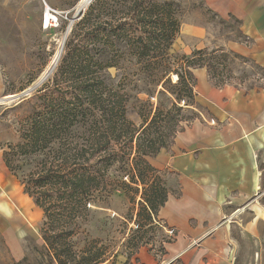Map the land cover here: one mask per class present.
I'll use <instances>...</instances> for the list:
<instances>
[{
  "label": "trees",
  "instance_id": "obj_1",
  "mask_svg": "<svg viewBox=\"0 0 264 264\" xmlns=\"http://www.w3.org/2000/svg\"><path fill=\"white\" fill-rule=\"evenodd\" d=\"M180 13L179 0H95L74 22L52 83L34 95L37 106L22 143L4 152L7 168L44 214L43 256H26L18 264L109 262L95 241L76 251L72 238L96 214L94 208L117 192L141 195L139 217L157 220L169 193L149 159L184 131V109H197L194 71L206 69L216 88L249 79L233 77L236 62L264 76L262 68L225 50L174 52ZM60 84L63 94L55 91ZM133 103L141 108L140 127L129 117Z\"/></svg>",
  "mask_w": 264,
  "mask_h": 264
},
{
  "label": "crops",
  "instance_id": "obj_2",
  "mask_svg": "<svg viewBox=\"0 0 264 264\" xmlns=\"http://www.w3.org/2000/svg\"><path fill=\"white\" fill-rule=\"evenodd\" d=\"M203 1L223 22L240 23L238 38L216 45L204 28L192 26L187 33L193 43L178 45L181 54L225 50L264 70V0ZM194 75L200 118L186 126L170 148L149 159L168 176V200L157 219L172 231L173 239L161 257L142 250L131 264H241L244 240L256 247L251 264H264L263 175L258 167L264 150V82L235 81L216 88L206 69ZM6 91L0 71V99ZM4 152L0 121V234L20 262V239L41 213L7 168Z\"/></svg>",
  "mask_w": 264,
  "mask_h": 264
},
{
  "label": "rangeland",
  "instance_id": "obj_3",
  "mask_svg": "<svg viewBox=\"0 0 264 264\" xmlns=\"http://www.w3.org/2000/svg\"><path fill=\"white\" fill-rule=\"evenodd\" d=\"M82 1L0 0V71L4 76L7 88L4 98L0 99V121L1 131L4 133L5 152L8 151V146H17L22 143L28 121L37 106L34 95L49 80L52 83L60 61L53 74L29 95L14 101L6 100V98L20 95L36 86L41 76L51 65L55 55L62 49L69 25L72 21H77L87 9H83L78 14ZM179 1L181 3L180 21L181 25L183 24V29L174 43V52H180L178 48L182 47V43L184 45L193 43L187 33L189 27L192 26L204 28L207 38L216 45L238 38L239 25L237 22L232 19L222 22L214 13L208 12L209 9L203 0ZM47 11L52 18L49 25L45 21ZM230 69L233 72V77L237 79H241L243 75L249 76L245 83L262 84L264 82L263 74L253 70L250 65L236 62L231 65ZM172 80L173 83H176L175 75L172 76ZM59 86L61 88L55 90L57 94L66 92V89L62 88V84ZM144 99L148 100L147 97ZM151 102L155 107L159 104L157 99H153ZM162 106L170 109L169 99H163ZM195 107L196 110L184 109L182 118L187 121L182 123L183 128L195 121L193 116L196 113L200 115L196 101ZM140 109L138 104L129 105V117L137 127L142 125V120L138 116ZM173 116H178L177 112ZM258 167L263 175L261 205H264V150L259 154ZM160 176L168 189L167 174L162 173ZM131 197L134 198L133 201ZM140 201H142L141 195L131 193L130 196H127L122 192H117L109 199L99 203L97 208H94L96 214H91L92 218L90 216L83 223L75 238H72L75 250H83L88 245L92 247L93 241H95L96 248L106 253V260L109 261L106 264L114 262L113 256L116 254L115 264L124 263L127 261V257L134 253L137 245L142 246L136 255L142 250H148L150 254L161 257V254L165 252L164 246L173 235L164 228L158 219L149 223L145 215L139 217ZM34 210L41 213L38 223L35 222L37 223L35 226L38 225V227L30 226V233L19 242L24 251V258L27 256L32 261L40 260L44 254V241L40 235L44 214L37 207ZM31 223L33 224V221ZM242 244L244 246L240 247V263L251 264L256 247L251 246L248 240H244ZM136 255L132 257V260ZM0 264H18L14 258L12 246L1 234Z\"/></svg>",
  "mask_w": 264,
  "mask_h": 264
},
{
  "label": "bare ground",
  "instance_id": "obj_4",
  "mask_svg": "<svg viewBox=\"0 0 264 264\" xmlns=\"http://www.w3.org/2000/svg\"><path fill=\"white\" fill-rule=\"evenodd\" d=\"M88 5H89V0H83L81 2V5H80L81 9L79 11L86 9L88 7ZM45 21L48 25L52 22L51 14L49 12H47V14H46ZM61 56H62V50L60 49L59 52L53 58L51 65L48 67V69L45 71V73L41 76L40 80L37 82L36 85H39L41 82L45 81L53 73L54 69L56 68L57 64L59 63V61L61 59ZM7 99L12 100V97L6 98V100ZM3 101H4V99H3Z\"/></svg>",
  "mask_w": 264,
  "mask_h": 264
},
{
  "label": "water",
  "instance_id": "obj_5",
  "mask_svg": "<svg viewBox=\"0 0 264 264\" xmlns=\"http://www.w3.org/2000/svg\"><path fill=\"white\" fill-rule=\"evenodd\" d=\"M95 0H89V5H88V7L94 2ZM87 7V8H88ZM80 13V11L78 12V14ZM73 22L74 21H72L71 22V24L69 25V28H68V30H67V33H66V35H65V38H64V42H63V46H62V52L64 51V46H65V43H66V40H67V38H68V35L70 34V32H71V30H72V26H73ZM53 74V73H52ZM51 74V75H52ZM50 75V76H51ZM49 76V77H50ZM48 77V78H49ZM47 78V79H48ZM46 79V80H47ZM45 80V81H46ZM45 81H43V82H41L39 85H36L35 87H32V88H30V89H28V90H26V91H24L23 93H21L20 95H16V96H11L12 97V100L11 101H14V100H18V99H20V98H22L23 96H27V95H29L31 92H33L35 89H37L40 85H42Z\"/></svg>",
  "mask_w": 264,
  "mask_h": 264
},
{
  "label": "built area",
  "instance_id": "obj_6",
  "mask_svg": "<svg viewBox=\"0 0 264 264\" xmlns=\"http://www.w3.org/2000/svg\"><path fill=\"white\" fill-rule=\"evenodd\" d=\"M48 12V11H47ZM172 235V231L169 232Z\"/></svg>",
  "mask_w": 264,
  "mask_h": 264
}]
</instances>
